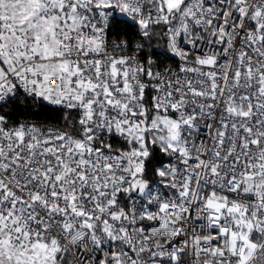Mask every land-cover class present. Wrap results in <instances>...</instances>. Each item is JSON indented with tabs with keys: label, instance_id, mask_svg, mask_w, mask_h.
I'll use <instances>...</instances> for the list:
<instances>
[{
	"label": "snow or ice",
	"instance_id": "obj_1",
	"mask_svg": "<svg viewBox=\"0 0 264 264\" xmlns=\"http://www.w3.org/2000/svg\"><path fill=\"white\" fill-rule=\"evenodd\" d=\"M0 264H264V0H0Z\"/></svg>",
	"mask_w": 264,
	"mask_h": 264
}]
</instances>
